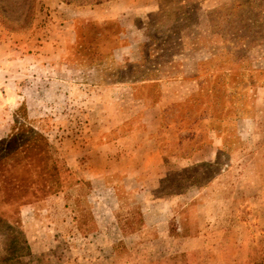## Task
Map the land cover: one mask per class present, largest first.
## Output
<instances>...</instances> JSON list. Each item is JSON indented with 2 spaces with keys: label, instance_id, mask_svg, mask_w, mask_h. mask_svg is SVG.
I'll list each match as a JSON object with an SVG mask.
<instances>
[{
  "label": "rangeland",
  "instance_id": "1",
  "mask_svg": "<svg viewBox=\"0 0 264 264\" xmlns=\"http://www.w3.org/2000/svg\"><path fill=\"white\" fill-rule=\"evenodd\" d=\"M14 121L0 264H264V0H0Z\"/></svg>",
  "mask_w": 264,
  "mask_h": 264
},
{
  "label": "trees",
  "instance_id": "2",
  "mask_svg": "<svg viewBox=\"0 0 264 264\" xmlns=\"http://www.w3.org/2000/svg\"><path fill=\"white\" fill-rule=\"evenodd\" d=\"M14 126H16L17 128V132L15 133L12 132L11 136L8 137L9 139L8 138L0 139V190L2 194H6L5 188L7 181L4 171H5L6 160L8 157L14 154L16 155L18 154L17 161L19 162L27 155L29 150L33 148V149H37L38 154L39 153L41 154L40 159L45 160L50 158L47 148V142L42 135H40L38 132L31 130V128L29 127H25L24 123L22 122L14 121L13 127ZM23 132L26 133L25 138L19 140L15 148L6 151V145L8 144L9 140H17V135ZM48 167L51 170L55 169L53 163H50ZM18 192H20V189L18 190Z\"/></svg>",
  "mask_w": 264,
  "mask_h": 264
},
{
  "label": "crops",
  "instance_id": "3",
  "mask_svg": "<svg viewBox=\"0 0 264 264\" xmlns=\"http://www.w3.org/2000/svg\"><path fill=\"white\" fill-rule=\"evenodd\" d=\"M210 146L209 147H200L197 149L192 155L191 160L193 162L203 161V160H211L214 154H210ZM180 163V162H179ZM182 166L187 165L186 159H184ZM149 171H160V170H116V172L123 174L127 180V183L131 181L140 180V176H143L145 173ZM141 182V181H140ZM127 188H130L129 186Z\"/></svg>",
  "mask_w": 264,
  "mask_h": 264
}]
</instances>
